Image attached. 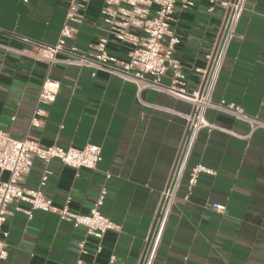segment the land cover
I'll return each instance as SVG.
<instances>
[{"label": "crops", "instance_id": "obj_1", "mask_svg": "<svg viewBox=\"0 0 264 264\" xmlns=\"http://www.w3.org/2000/svg\"><path fill=\"white\" fill-rule=\"evenodd\" d=\"M69 0H0V129L15 138L28 135L42 145L101 146L94 169H74L59 159L48 163L52 174L42 187L53 204L84 214L106 188L99 210L115 225L95 254V238L51 211L30 209L14 201L5 228L6 259L0 264H139L153 227L162 192L178 155L186 129L181 114L192 105L167 93L144 89L137 98L135 84L117 76L64 63L48 66L7 50L23 44L18 36L54 43ZM103 0L82 2V21L72 43L88 52L105 34L99 10ZM199 0L188 10L174 9L169 30L180 42L173 57L186 75V90L202 83L224 19L216 6ZM109 50L124 57L126 45L110 37ZM45 76L60 82L55 100L40 104L41 125H29L36 96ZM170 82V73L162 77ZM212 99L239 105L264 121V0H246L234 39L224 57ZM189 156L185 174L172 202L152 264H264V127L208 109ZM204 164L214 173H200L186 198L190 169ZM44 163L35 159L24 186H38ZM111 173L106 179L105 174ZM8 173L0 170V182ZM221 203L223 213L207 204ZM20 208V210L16 209ZM85 240L88 252L76 243Z\"/></svg>", "mask_w": 264, "mask_h": 264}, {"label": "built area", "instance_id": "obj_2", "mask_svg": "<svg viewBox=\"0 0 264 264\" xmlns=\"http://www.w3.org/2000/svg\"><path fill=\"white\" fill-rule=\"evenodd\" d=\"M86 0H69L66 6L64 22L54 43H44L28 37L18 36L22 46L18 48L4 46L7 50L45 63L49 68L56 63L89 67L93 71H102L108 75L130 80L136 86L137 98L144 89H154L167 93L192 105V111L181 114L186 121V129L178 155L174 162L166 188L162 192L153 227L146 239L144 253L139 264H152L156 255L159 240L166 224L168 214L181 180L185 174L187 162L199 131L212 128L214 125L205 118L208 109L229 115L248 123L250 130L264 127V121L244 112L233 102L224 99L214 101V90L224 57L230 42L235 37L236 26L244 10L246 0H206V10L212 12L216 6L224 11V19L209 64L205 69H197L202 73L201 85L191 92L186 90V75L181 63L173 57L174 47L180 39L170 32V22L176 6L180 10H188L199 0H103L99 14L105 34L100 35L91 44L88 52L78 49L73 43L77 24L82 21L81 3ZM110 37L118 44L126 45L124 57H118L108 48ZM170 73V82L165 83L162 77ZM60 89V82L45 76L36 96L35 107L29 119V125L39 127L45 110L40 104L52 103ZM141 101V100H140ZM44 163L37 187L24 186L25 175L32 168L34 160ZM51 159H59L64 165L74 169H94L101 160V146L86 144L83 147H62L56 144L42 145L31 136L15 138L0 129V170L6 171L8 177L0 182V262L6 259L8 230L5 228L7 217L12 213L9 206L17 200L26 201L30 209L25 212L30 216L32 209H41L56 213L61 220L70 222L74 227H84L85 234L96 239L94 253L102 249L105 233L117 226L100 210L106 188L101 187L94 205L87 213L79 214L69 209V197L61 207L53 204L50 197L42 192L49 176L52 174L48 163ZM200 173H214L204 164L193 166L188 174V187L185 197L191 194ZM111 177L106 173L105 178ZM220 213L225 211L221 203L207 204ZM20 210V208H16ZM79 253L86 254L85 240L76 243ZM115 256L111 255L108 263L112 264ZM76 264H84L77 259Z\"/></svg>", "mask_w": 264, "mask_h": 264}]
</instances>
